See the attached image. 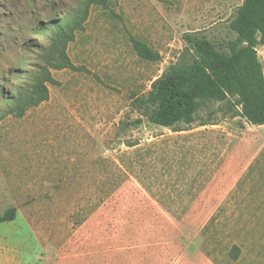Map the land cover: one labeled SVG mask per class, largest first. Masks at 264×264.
Listing matches in <instances>:
<instances>
[{"label": "rangeland", "instance_id": "374dc122", "mask_svg": "<svg viewBox=\"0 0 264 264\" xmlns=\"http://www.w3.org/2000/svg\"><path fill=\"white\" fill-rule=\"evenodd\" d=\"M81 1L0 0V215L15 208L0 264H264V125L236 94L201 100L175 127L131 106L177 62L185 32L234 38L243 0L93 3L68 45L85 69L52 70L47 101L1 117L44 64L51 20ZM134 40L162 57H140Z\"/></svg>", "mask_w": 264, "mask_h": 264}, {"label": "trees", "instance_id": "16d2710c", "mask_svg": "<svg viewBox=\"0 0 264 264\" xmlns=\"http://www.w3.org/2000/svg\"><path fill=\"white\" fill-rule=\"evenodd\" d=\"M106 5L107 0H83L74 14L53 19L50 25V45L43 54L44 64L33 74L28 88L7 97L1 117H22L26 111L49 99L48 84H59L52 70L85 69L76 65L68 45L77 31L85 28L90 5ZM229 27L235 37L216 43L203 30L182 35L183 51L174 64L151 83L145 97L132 99L131 106L151 123L175 127L179 122L192 123L199 102L204 99L225 100L236 94L243 108V116L252 125H264V70L257 47L264 43V0H243L230 15ZM137 54L156 61L162 56L146 43L134 40ZM141 122V118L137 120ZM184 130L183 128L176 131ZM15 208L0 215V222L12 220Z\"/></svg>", "mask_w": 264, "mask_h": 264}, {"label": "crops", "instance_id": "0c3cea01", "mask_svg": "<svg viewBox=\"0 0 264 264\" xmlns=\"http://www.w3.org/2000/svg\"><path fill=\"white\" fill-rule=\"evenodd\" d=\"M208 5V4H207ZM73 61V60H72ZM75 63V62H74ZM78 65V64H76ZM195 130H181V131H176L178 133V135H190L191 133H193ZM180 133V134H179ZM183 137H186V136H183ZM239 172V170L237 171ZM236 173V172H235ZM243 176V172H241L239 178L237 179H241Z\"/></svg>", "mask_w": 264, "mask_h": 264}]
</instances>
